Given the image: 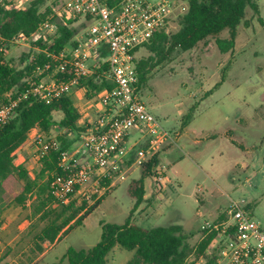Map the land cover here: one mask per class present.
Here are the masks:
<instances>
[{"label":"rangeland","instance_id":"rangeland-1","mask_svg":"<svg viewBox=\"0 0 264 264\" xmlns=\"http://www.w3.org/2000/svg\"><path fill=\"white\" fill-rule=\"evenodd\" d=\"M67 1L46 0L44 9H54L55 15L51 17L55 19ZM258 5L259 15L252 9L247 10V24L244 22L238 28L233 50L224 54L216 44L217 38H230V31L226 30L191 51H176L168 61L154 68L141 85L143 102L174 133V142L169 152L168 145L156 155L160 163L148 177L147 198L134 213L140 226H181L196 235L192 239L196 243L207 222H218L226 214L228 217L233 201H245L253 219L264 231V25L260 22V18L264 21V0H259ZM174 18L168 32L179 28L177 16ZM83 23L85 19H79L75 26ZM37 51L41 52V48L33 42L12 44L6 61L23 69L24 58L34 57ZM150 55L148 49L141 48L136 60ZM84 92L77 90L71 96L83 116L94 111L102 95L88 99ZM61 119L62 114L56 113L55 120ZM184 128V135L178 140L177 131L181 133ZM56 130L46 138L56 139L64 134ZM79 137L73 134L71 139L76 144ZM194 137L198 138V145L194 144ZM138 139L145 142L141 134L132 130L128 148ZM132 158L134 165L128 160L121 169L123 178L116 177L106 185L102 183L101 194L94 193L96 187L90 189L89 206L107 198L84 226L53 247L43 261H36L40 255L33 251L35 236L48 222L32 218L33 198L22 207L7 201L0 209V227L4 228L0 232V264L13 261L57 264L72 248L87 251L96 246L102 237L101 222L125 223L136 204L131 185L142 176V167L135 163V156ZM40 170L32 168V177ZM81 197L75 200L78 206L83 203ZM59 205L55 201L53 209H59ZM133 256L134 252L116 247L108 263L128 264Z\"/></svg>","mask_w":264,"mask_h":264},{"label":"built area","instance_id":"built-area-1","mask_svg":"<svg viewBox=\"0 0 264 264\" xmlns=\"http://www.w3.org/2000/svg\"><path fill=\"white\" fill-rule=\"evenodd\" d=\"M35 0H0L6 9H24ZM187 10L185 0H68L58 14L65 20L84 18L88 27L77 37L78 45L60 52L44 49L47 61L24 80L22 88L0 96V130L13 119L21 104L29 100L51 103L71 97L82 81L97 76L115 86L105 91L95 105L97 116L83 124L84 132L71 150H61V142L37 134L34 139L37 159L51 150L59 151V173L52 177L51 189L65 205L76 198L89 200L91 188L102 193L101 184L120 174L133 151L138 165L155 157L173 144L166 129L143 102L138 91L137 49L150 42L156 33L168 27L175 16ZM59 37L54 17L41 24L32 37L18 35L5 40L0 35V56L6 61L12 44L29 45L38 39L53 43ZM34 57L31 58V61ZM147 139V147L128 148L131 131ZM229 219L207 222L202 229L217 232L210 249H218L216 264H264V231L252 216L245 201L233 203ZM9 264H19L13 261ZM206 264V263H197Z\"/></svg>","mask_w":264,"mask_h":264},{"label":"trees","instance_id":"trees-1","mask_svg":"<svg viewBox=\"0 0 264 264\" xmlns=\"http://www.w3.org/2000/svg\"><path fill=\"white\" fill-rule=\"evenodd\" d=\"M185 1L187 10L177 17L178 30L156 33L150 42L142 47L148 49L150 57L141 61L135 60L139 77L138 91L141 85L146 83L150 72L168 61L176 51H191L201 42L217 37L226 30L230 31V38H217L216 44L222 53L230 52L236 45L238 28L244 22L247 24V10L252 9L259 15V0ZM45 4L46 0H35L24 9H6L0 5V35L5 40H12L18 35H35L41 24L51 18L52 14L55 15L51 7L44 9ZM55 20L59 24V37L53 43L38 39L34 42L35 46H40L41 51L49 49L56 52L75 48L78 45L77 37L88 27L89 22L85 21L83 25L76 27L77 21L65 20L57 15ZM260 22L264 25L263 19L260 18ZM30 59L28 55L23 60L26 63L25 68L17 69L0 56V96L10 91H19L24 80L47 61L46 56L39 51L34 55L33 61ZM114 86L108 79L94 76L82 81L78 90H84V95L93 99ZM56 113L62 114L60 121L55 120ZM82 116V111L68 96L51 103L29 100L19 106L10 123L0 130V209L7 201L22 207L28 200L34 199L32 218L39 217L40 221L48 222L35 236L33 253L37 255L45 251L43 245L46 242L54 244L61 241L83 226L84 221L107 198L105 196L91 206L86 199H83L81 206H78L76 201L68 205L60 203L51 189L53 175L60 172L59 151L51 150L41 159L42 168L34 178L18 162L23 145L35 128H39L45 135H49L54 129L64 131L63 135L57 137L61 142V150H71L76 142L71 139L72 135H80L85 131L79 126ZM158 165L157 156L142 164L140 180L131 185L136 204L125 223L101 222L102 237L96 246L87 251L72 248L57 264H109L108 257L116 247L134 252L128 264H197L203 259L207 260L206 264H214L219 250L210 252L209 247L217 237L216 231L202 229L200 241L193 243L192 239L196 235L181 226L146 228L136 223L134 213L145 201L144 181L153 175V169ZM109 182L104 181L103 185ZM55 201L59 202V209H53ZM228 219L229 215L227 217L226 214L215 223Z\"/></svg>","mask_w":264,"mask_h":264},{"label":"crops","instance_id":"crops-1","mask_svg":"<svg viewBox=\"0 0 264 264\" xmlns=\"http://www.w3.org/2000/svg\"><path fill=\"white\" fill-rule=\"evenodd\" d=\"M25 4H26V2H25ZM83 113V112H82ZM96 116H97V112H96V110L94 109V111H92V112H90V113H88V114H86L85 116H82V119H81V121H80V124H79V126L80 127H82L83 126V123H86V122H88L90 119H94V118H96ZM165 127V126H164ZM186 128V127H185ZM183 129V131L181 132V133H179V131H177V139L179 140L180 138H182V136L184 135V131L186 130V129ZM167 129V128H166ZM55 130V129H54ZM56 131H58V130H56ZM53 132V131H52ZM37 134H40V135H42V136H45L46 137V135L39 129V128H35V129H33L31 132H30V134H29V138H28V140H27V142L23 145V149H22V151H21V153L19 154V159H18V162H19V164H21V165H23L27 170H28V172L30 173V175H31V169L32 168H35L36 169V167L37 168H42V164H41V162L37 159V151H36V149H35V145H34V142H33V139H34V137L37 135ZM174 134V133H173ZM73 136V135H72ZM142 138H144V140H145V142L144 143H142V141H141V139H138L136 142H134V144L132 145V147L135 145V144H138V147L137 148H142V147H144V146H147V139L145 138V137H143L142 136ZM199 140H198V138H196V137H194L193 138V142H194V144L195 145H198L199 144V142H198ZM144 144V145H143ZM172 146H173V144H170L169 145V150H168V152L171 150V148H172ZM131 147V148H132ZM166 147H168V146H166ZM165 147V148H166ZM165 148H163L162 150H161V152L165 149ZM168 152H165V153H168ZM166 155V154H165ZM164 155V156H165ZM133 156H135V152L133 151L131 154H129V158H127V161L129 160V162L131 161V162H133V165H134V159L132 158ZM160 163V162H159ZM34 166V167H33ZM31 177H32V175H31ZM34 178V177H33ZM147 181H148V178H146L145 179V181H144V187H145V191L146 190H148V187H147V185H146V183H147ZM147 192V191H146ZM147 198V193L145 194V197H144V199H146ZM87 220V219H86ZM86 220L84 221V224H85V222H86ZM84 224H83V226H84ZM82 227V226H81ZM80 228V227H79ZM4 228L3 227H0V232H1V230H3ZM70 235V234H69ZM68 235V236H69ZM68 236H66V237H68ZM65 237V238H66ZM65 238H63V239H65ZM62 239V240H63ZM61 240V241H62ZM61 241H58V242H56V243H54V244H50L49 242H46L43 246H44V248H45V251L39 256V258H37V260L36 261H38V260H41V261H43L45 258H46V256H47V254H48V252L53 248V247H55L57 244H59ZM212 244V243H211ZM215 250V249H214ZM214 250H212V249H210V247H209V251L210 252H214ZM217 261H218V257H217V259H216V262L214 263V264H216L217 263ZM206 263L207 262V260H205V259H203V260H201L200 261V263Z\"/></svg>","mask_w":264,"mask_h":264}]
</instances>
